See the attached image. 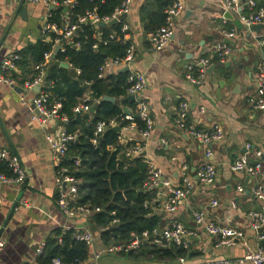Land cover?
<instances>
[{
  "label": "crops",
  "instance_id": "1",
  "mask_svg": "<svg viewBox=\"0 0 264 264\" xmlns=\"http://www.w3.org/2000/svg\"><path fill=\"white\" fill-rule=\"evenodd\" d=\"M20 1L0 0V63L38 40L49 42L43 26L51 7L23 0L21 7L26 8L24 17L20 12L16 14ZM146 2L132 0L126 16L129 24L127 35L135 48V61L131 69L146 78L142 96L153 120L142 156L161 167L172 182H179L184 175H191L195 181L192 194L179 205L176 213L187 228L195 231V235L188 237L189 247L185 255L193 260L238 257L244 251L242 246L217 247L215 237L194 222L191 211L207 206L210 200L216 199L218 205L209 208V218L221 224L228 222L241 226L249 244L254 246L257 242L255 232L246 226V213L259 210L261 206L260 200L251 194L250 187L259 182L264 184V161L259 177L233 172L229 165L243 152L264 149V110H255L251 104L256 93L254 71L261 60L256 39L264 36V22L250 29L242 24L238 28L234 22L238 19L237 15L227 11L222 0H184V9L175 21L169 42L156 50L141 22L140 10ZM256 3L264 5V0H256ZM226 11L233 20L224 17ZM227 29H235L236 34L234 38L226 39L230 54L223 62H218L213 45L223 39L222 31ZM97 32L101 33L99 28ZM203 57L209 58V65L202 82L197 85L186 75L188 67ZM51 59L46 76L50 67L58 62L60 66L63 62L67 63L68 66L63 67L71 70L74 77L78 76L77 69L71 68L66 60ZM18 60L14 62V69L5 70V74L15 77V85L10 87L0 82V147L10 149L19 158L25 178L17 188L0 181L2 224L22 191L1 233L4 245L0 248V264H39L37 258L43 254L44 247L41 254L37 248L41 243L45 246L46 239L55 236L56 230L64 233L67 227L92 228V225L91 216L68 218L57 206L55 165L45 135L55 131L59 123H40L32 118L30 106L20 101L21 79L30 74L34 61L29 56L25 59L20 56ZM117 69L121 68L107 70L105 75ZM50 83L45 79L43 87ZM127 97L123 96L120 102L126 101ZM179 101L188 102V114L196 127L208 128L214 123L223 127L224 138L210 146L212 154L208 158L201 144L175 124V109ZM122 106L126 109L125 105ZM122 133L131 140L140 139L136 131ZM247 143L251 145L249 151L245 148ZM205 162L213 163L217 170L216 180L211 185L200 183L195 177L196 170ZM184 165L188 170H183ZM238 186L243 187V192L237 191ZM233 200L237 211L230 209ZM164 201L165 196L159 194L154 207V211L160 215L159 229L174 217L164 211ZM101 247L96 238L91 253ZM123 261L119 260L124 264H133Z\"/></svg>",
  "mask_w": 264,
  "mask_h": 264
},
{
  "label": "built area",
  "instance_id": "2",
  "mask_svg": "<svg viewBox=\"0 0 264 264\" xmlns=\"http://www.w3.org/2000/svg\"><path fill=\"white\" fill-rule=\"evenodd\" d=\"M30 3H42L45 6H50L46 14V21L43 26L44 32L48 35L47 40L52 42L51 49L45 51L42 55V60L34 63L30 74L21 79V93L19 99L22 103L30 106L32 118L40 123L58 122L59 125L55 131H50L45 135L52 155V160L55 165V189L57 193L56 203L64 216L68 218L74 217H90L93 212L99 211V208H91L86 203H80V184L81 180L72 173V166L65 165L69 143L75 141L78 136V131L69 132L66 128L68 122L67 115L60 112L61 103L58 100H51L50 95L43 89V82L46 76V70L49 60L53 57V50L57 45H61L59 51H63L65 45H73L79 47L81 41L78 39L82 26L92 24L97 27L98 24H106L113 20L121 24L120 34L115 31L110 32L106 38H102L99 32L94 34L96 41L92 47L95 49L99 44H107L115 40L119 42L129 41L125 49V54L122 57L106 59L99 67L98 77H103L107 70L128 67V75L126 82L127 96H133L132 101L134 107L132 110H124L123 119L128 120V123L119 126L115 118L108 120H99L95 123L91 143L97 145L99 136L107 129L118 126L120 135L118 140L120 143H125L128 138L122 132H138L140 139L135 140L133 144L125 148L124 156L133 158L142 155L145 150V144L150 137L153 120L149 112V106L142 96L143 89L146 87V78L131 69L135 61V48L132 41L128 38L129 24L126 18L132 0H121L110 14L99 15L96 8L85 9L81 13L72 14V8L76 6L78 0H27ZM223 6L227 11L237 15L241 24L250 29L257 24L264 22V5H257L255 0H222ZM65 6V7H64ZM58 7H64L60 13L57 22H52L50 17L53 10ZM184 9V0H173L172 4L165 11V19L162 26L155 32L148 33V38L154 49L160 50L170 40L175 27L176 19L181 15ZM234 30H223L220 41L213 45V51L217 53L218 62H223L230 54V45L226 39L235 37ZM256 45L261 50V60L257 63L254 71L255 96L251 99V104L255 110H264V36L261 35L256 39ZM19 59L17 54L4 58L0 63V82L13 87L15 85V77L5 74L8 68L14 69V62ZM71 65V64H69ZM209 65V58L203 57L193 65L188 67L186 77L194 84L199 85ZM78 72L79 69H77ZM40 85L38 91L35 88ZM30 94V95H29ZM90 92H84L78 101L72 106L74 114H88L91 117L93 111ZM189 104L187 101H179L175 109V124L182 129L187 135L197 140L204 149L205 156L208 158L212 154L211 145L223 140L224 131L219 123H214L208 128H199L193 123V119L189 116ZM139 118L143 124V128H139L134 118ZM165 143L164 140H161ZM246 150H250L251 145H245ZM145 161L148 164V173L143 184L144 189H156L157 199L159 194L165 196L163 209L168 214H173V218L161 229L154 228L152 231H143L141 234L130 233V239L127 242H115L107 246L93 251L87 260L76 264H124L119 260L110 259L112 256H119L121 253L126 254L132 250H138L145 242L152 243L160 247H166L170 244L181 246L188 249V237L195 235V231L187 228L184 223L177 218L176 213L179 205L188 200L192 194L195 181L191 175H184L179 182L165 176L161 167L154 165L147 158ZM264 161V149L255 148L251 153L243 152L230 163V170L233 172H244L251 177H259ZM78 159L75 160L74 166L78 165ZM0 164L6 165L11 174L6 175L0 171V181L12 187H20L25 178L24 169L19 161V158L6 147H0ZM183 170H188L186 165ZM195 177L200 183L211 185L217 177V170L213 163L205 162L195 173ZM243 187L238 186L237 191L243 192ZM251 194L260 200L261 206L259 210H253L246 213V226L255 232L257 242L251 246L246 239L245 232L241 226L232 225L228 222L221 224L210 219L208 216L209 208L216 207L218 201L212 199L207 206L193 209L191 211L193 220L203 230L215 237V245L217 247H234L240 245L244 248L243 253L234 258H219L215 260L198 259L193 260L187 255H179L174 260H166L164 263H149V264H264V184L256 183L250 187ZM156 199V200H157ZM1 204V198H0ZM230 209L237 211L236 202L233 200L230 203ZM116 221V220H114ZM228 221L230 219L228 218ZM2 221H0V229ZM71 229L67 227L65 230ZM103 227L92 229L87 226L76 227L73 229L75 239L85 242L86 245L94 244L98 233ZM60 239V238H59ZM4 245V240L0 235V248ZM44 243H41L37 248V252H43ZM108 258V259H107ZM123 261V260H120ZM47 264H68L63 262L58 257H54ZM71 264V263H70Z\"/></svg>",
  "mask_w": 264,
  "mask_h": 264
},
{
  "label": "trees",
  "instance_id": "3",
  "mask_svg": "<svg viewBox=\"0 0 264 264\" xmlns=\"http://www.w3.org/2000/svg\"><path fill=\"white\" fill-rule=\"evenodd\" d=\"M120 2L121 0H78L71 10L74 15L95 7L99 15H106L110 14ZM172 2L173 0H147L141 7V22L147 34L155 32L163 25L165 11ZM258 3L256 4H261ZM62 11L63 7L53 10L50 20L57 22ZM120 27L121 24L117 22L111 25L98 24L97 27L92 24L83 25L78 38L81 41L80 46L67 44L63 51H58L54 56L58 61L66 60L71 64V68L79 69L78 76L74 77L71 70L60 66L58 62L50 67L49 74L45 76V79L51 83L43 87L49 93L51 100H58L61 103L60 112L68 117L67 130L78 131L77 139L68 145L64 164L72 166V173L81 180L79 202L86 203L91 208H99V211L91 215L90 223L94 229L103 227L97 236L101 246L127 242L131 232L138 235L143 231L150 232L160 224V215L154 211L157 204V190L143 188L148 173L146 158L142 155L133 158L124 156L125 148L133 144L134 140L128 138L125 143H120L118 140L120 132L107 128L99 136L97 145L91 143L97 121L115 118L118 125L123 126L128 120L123 119L122 105L130 110L134 107L132 99L120 102L123 96H127L128 72L117 69L111 74L98 77L100 65L108 58L122 57L129 41L112 40L107 44H99L95 49L92 47L96 41L94 34L98 28L102 38H106L112 31L120 34ZM51 47L52 42L38 40L15 53L23 59L29 56L34 63H37L42 60L43 53ZM216 58L218 61V56ZM18 61L21 64L22 59ZM84 92H90L93 98L90 118L86 113L74 114L71 110ZM104 95L116 100H101ZM134 120L139 128L144 127L139 118L135 117ZM77 159L79 163L74 166ZM0 171L6 175L11 174L3 164H0ZM89 253L91 254V246L75 239L73 229L64 233L56 230L55 236L46 239L44 252L38 256L37 262L47 264L52 258L58 257L65 263L76 264L87 260L90 257ZM186 253L187 249L175 244L160 247L145 242L138 250L121 253L119 257L133 264L135 262L164 263Z\"/></svg>",
  "mask_w": 264,
  "mask_h": 264
},
{
  "label": "water",
  "instance_id": "4",
  "mask_svg": "<svg viewBox=\"0 0 264 264\" xmlns=\"http://www.w3.org/2000/svg\"><path fill=\"white\" fill-rule=\"evenodd\" d=\"M22 3H23V0H21V1L19 2L18 6H17V8H16V14L20 12V14L23 15V16L25 17L26 8L21 7ZM126 16H127V15H123L122 17L126 18ZM224 17H225V18L228 17V18H230V19L232 18L231 14H229V12H227V11H226ZM232 20H233V18H232ZM115 22H116V21L113 20V21L107 23V25H111V24H113V23H115ZM234 22H235V24H236V26H237L238 28L241 27V23H240V21H239L238 19H235ZM101 25H104V24H101ZM60 47H61V45H57V46L54 48V50H53V57H54L55 54L59 51ZM61 66L67 67L68 65H67V63H64V62H63V63H61ZM210 68H212V67H210ZM120 71H126V72H127V71H128V67H127V66L122 67V68L120 69ZM39 88H40V85H38V86L35 88V90L38 91ZM132 98H133V96H131V95L127 97V99H132ZM101 100L114 101V98H113V97H110V96H107V95H104V96L101 98ZM124 110L127 111L126 109H124ZM111 128H112L113 130L117 131V132L120 131V129H119L118 126H114V127H111ZM23 187H25V184H23ZM22 190H23V188H22ZM21 195H22V191H20V193L18 194V196H17V198H16V200H15V202H14V204H13L11 210H10L9 215L7 216L6 220L3 222V224H2V228L0 229V235H1V233H2V231H3V229H4V227L6 226L7 221L9 220V218H10V216H11V214H12V212H13V210H14V208H15L17 202H18V200L20 199Z\"/></svg>",
  "mask_w": 264,
  "mask_h": 264
},
{
  "label": "rangeland",
  "instance_id": "5",
  "mask_svg": "<svg viewBox=\"0 0 264 264\" xmlns=\"http://www.w3.org/2000/svg\"><path fill=\"white\" fill-rule=\"evenodd\" d=\"M115 258H116L117 260H120V259H121V260H123L122 258H120V257H119V256H117V255H115V256H112V259H115ZM123 262H126V261H123Z\"/></svg>",
  "mask_w": 264,
  "mask_h": 264
}]
</instances>
